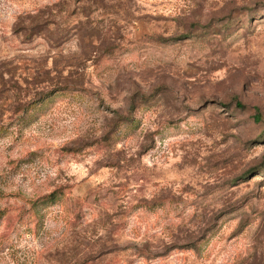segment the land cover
I'll use <instances>...</instances> for the list:
<instances>
[{"label": "rangeland", "instance_id": "374dc122", "mask_svg": "<svg viewBox=\"0 0 264 264\" xmlns=\"http://www.w3.org/2000/svg\"><path fill=\"white\" fill-rule=\"evenodd\" d=\"M0 264H264V0H0Z\"/></svg>", "mask_w": 264, "mask_h": 264}, {"label": "trees", "instance_id": "16d2710c", "mask_svg": "<svg viewBox=\"0 0 264 264\" xmlns=\"http://www.w3.org/2000/svg\"><path fill=\"white\" fill-rule=\"evenodd\" d=\"M240 106H243L242 104L239 103ZM257 118H259V116H257ZM53 196V195H52Z\"/></svg>", "mask_w": 264, "mask_h": 264}]
</instances>
